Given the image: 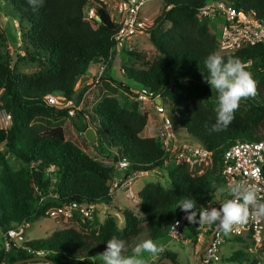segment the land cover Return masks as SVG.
<instances>
[{"label": "trees", "instance_id": "16d2710c", "mask_svg": "<svg viewBox=\"0 0 264 264\" xmlns=\"http://www.w3.org/2000/svg\"><path fill=\"white\" fill-rule=\"evenodd\" d=\"M6 1L29 23L23 35L24 55H18L19 63L29 61L38 70L20 72L19 64L12 67L10 56L0 59V110L12 117L9 130L0 128L1 226L8 231L22 223L30 225L34 220L48 218L49 210L73 202L106 205L115 211L107 213L104 221L96 215L92 223H83L75 216L79 229L59 230L48 238L28 240L7 253L1 249L0 264L34 257H45L53 264H84L103 253L113 235L127 240L128 246L147 239H166L174 220L184 213L178 208L183 197L194 199L197 208L215 201L217 193L213 185L225 186L217 174L224 152L237 142L264 138V43L243 47L233 54H221L219 37L210 30L207 21L197 18L208 0H164L161 13L145 31L158 55L145 62L140 54L128 51L141 64L124 66L122 72L142 90L153 95L162 93V102L171 108L169 116L176 132L183 129L184 139L209 150L214 162L207 173L198 176L190 172L187 163L173 161L174 169L167 170L170 188L159 182L149 183L138 194L141 216L126 208L113 207L115 197L108 193L117 172L114 164L119 159L130 162L124 178L138 171L155 173L168 166L162 140L158 136H142L148 126V113L128 108L113 96L100 100L96 112L119 145L118 154H113L97 149V141L91 144L110 163L106 164L67 140L64 125L73 117L68 110L47 105L45 98L63 96L78 106L89 87L77 92L76 84L92 65L108 59L115 46L113 36L118 25L101 0H45L38 12L32 11L27 0ZM224 1L236 10L264 20V0ZM88 9L96 12L94 23L86 20ZM212 52H219L225 58L238 57L263 74L258 81L262 103L237 111L226 131L209 134L206 125L215 123L216 107L200 99L199 90L202 85L210 86L204 82V75L209 74L204 61ZM113 61L101 80L133 94L128 84L109 75ZM246 70L250 69L246 67ZM76 116L86 119L88 114L78 111ZM10 157L19 166L13 165ZM186 233L195 245V228L189 227ZM225 241L250 244V238L244 237H226ZM158 256L159 261L170 258L177 264L176 256L170 252ZM259 260L247 248L222 255L221 262L258 264Z\"/></svg>", "mask_w": 264, "mask_h": 264}, {"label": "built area", "instance_id": "2783aa9c", "mask_svg": "<svg viewBox=\"0 0 264 264\" xmlns=\"http://www.w3.org/2000/svg\"><path fill=\"white\" fill-rule=\"evenodd\" d=\"M156 0H116L114 14L111 18L118 25L117 32L113 36L114 48L110 52L108 59H103L97 64V72L92 85H97L104 76L109 63L114 60V53L125 48L130 40L139 34L146 33L145 31L151 28L154 20L150 21L143 17L142 10L150 2ZM170 7H168L169 9ZM97 18L96 12L93 9H88L86 12V20L94 23ZM197 18L200 21H207L210 24L214 20H222L220 24L219 36V52L221 54H233L237 50L255 46L264 43V20L259 19L252 13H246L242 10H236L228 5L224 0H208L206 4L199 10ZM137 95L139 101L145 102L151 100L156 105V112L160 117L158 136L162 140L165 151V156L176 164L187 163L190 172L194 174L200 173L202 166L212 167V153L205 147L195 144L191 141L182 138L174 128L173 121L169 116L167 106L162 102V93L153 95L147 90L141 92L133 91ZM157 100L161 103L157 104ZM45 103L56 107L59 110H68L71 117H75L78 111H81L78 106L71 100L63 96L49 95L45 98ZM0 128L9 130L12 126V117L5 110H0ZM179 117V114H176ZM86 118H88L86 116ZM158 126V125H157ZM108 166V165H107ZM116 175L112 179L109 187V196L114 197L116 191L125 190L127 194L132 195L131 186L133 181L147 172L138 171L130 177L124 178L123 173L130 167V162L126 158L119 159L114 164ZM53 172V169L50 171ZM218 174L223 178L225 186L234 182L246 180L258 186L261 191L259 194L264 196V138L254 142H237L231 145L223 154L218 168ZM227 198L220 194L215 201H207L205 207H219L220 204ZM98 205L95 204H80L70 203L62 207H56L48 211V218L65 220L78 215L83 223H92L97 215ZM182 213L174 220L168 231V237L173 242H182L186 244L191 242L192 238L188 237L186 230L189 227H194L197 232V241L200 247H205L208 243L210 235L213 238L210 246L202 255L203 264H218L222 260V248L226 244V237H244L250 238V247L248 250L252 254H256L260 260L258 264H264V258L261 248L264 246V219H252L240 227L234 229L231 233L225 234L218 226L198 225L189 223ZM178 222V223H177ZM28 225L22 223L8 231H4L2 235V249L7 253L15 247L28 242L26 238V228ZM40 254V253H38ZM156 261L148 262L154 264ZM5 264V263H2ZM32 264H49L45 262H35Z\"/></svg>", "mask_w": 264, "mask_h": 264}, {"label": "rangeland", "instance_id": "374dc122", "mask_svg": "<svg viewBox=\"0 0 264 264\" xmlns=\"http://www.w3.org/2000/svg\"><path fill=\"white\" fill-rule=\"evenodd\" d=\"M104 1V3L107 4L108 10L110 14H114V7L116 5V0H101ZM163 1L164 0H156L155 2L148 3L142 10L143 17L147 18L150 21L155 20V18L161 13V10L163 8ZM87 10H85V16H86ZM220 24H223L222 20H214L211 21L209 24L210 30L217 35V37L220 36ZM29 29V23L25 19H21L20 14L15 10L12 4L7 2L6 0H0V59H5L7 56H10L11 58L17 57L15 67L17 64H19L18 70L20 72L24 73H34L36 72L37 66L33 63L28 62H20L18 55L21 56L24 55L23 49H24V43H23V35L27 32ZM128 51H133L135 53H138L143 58V61L148 62L152 61L157 55L158 52L155 49V47L152 45L149 34L142 33L137 35L136 37L132 38L130 42H128L124 49L119 50L115 57L114 61L112 62L110 69H109V75L113 76L114 78H117L119 81H124L126 84H128L132 92H141L142 87L133 81L129 80L125 73L122 72V67L124 66H131L133 63L140 65L139 61H136V56H129L127 54ZM136 61V62H135ZM246 67H248L250 72L253 74L254 79L258 82L260 78L262 77V73L256 71L253 69L252 64L247 63L245 64ZM102 80L99 82L101 83ZM104 82V81H103ZM101 87L103 89L108 90L107 94L108 96H113L118 98L122 103L125 102L129 104L130 108H138L141 112H147L150 116V134H147L148 136H156L158 134V127H159V121L160 117L158 116L156 112V105L151 100L149 101H139L137 99V95L134 94H128L125 93L119 89H117L115 86H112L109 82L108 83H102ZM97 90V89H95ZM99 93V92H98ZM96 92H92L88 94L84 100L85 102V108L88 111V115L91 116V119L93 120V123L100 129L102 136H103V142L101 143V149L103 151H109L114 148H118V143L114 140V138L109 134L107 130L106 123L104 119L96 112L95 102L94 100ZM199 98L202 99L205 103H207L210 106H217V94L211 90L210 86L202 85L199 90ZM262 101L257 96L255 99H249L246 103L242 102L241 107L238 111H245L250 104L258 105L261 104ZM168 113H170L171 108L167 107ZM0 117H2V112H0ZM152 118V119H151ZM72 122H75L77 125V130L75 129ZM158 125V126H157ZM65 133L67 140L72 142L73 144L77 145L79 148H85L87 150L89 155H92L94 157H98L97 159L100 160L101 155L98 151H96V148L93 147L85 138L84 133L77 134L76 131H83L86 128V121L83 117H79V120L77 117H75L72 120L66 121L65 125ZM184 130L180 129L178 131V134L182 135V138L184 139ZM146 135V136H147ZM80 137V139H79ZM93 147V148H92ZM114 147V148H113ZM97 149L100 150V148ZM11 162H13V165L19 166L18 162H15L12 157L9 158ZM165 168L158 169L155 171V173H148L144 174L142 176L137 177L131 186V192L134 196L128 195L125 190H118L116 191L114 197L115 201L118 202L113 203V207L117 208H126L131 211H133L136 215L141 216L142 211L139 207V202L137 195L142 191V189L149 183H155L159 182L161 183L165 188H170L171 184L167 177V170L174 169V162L172 159L169 160V163L167 164ZM210 167L208 168L205 166L201 167L200 173L195 175H203L209 171ZM218 174V173H217ZM220 194H216V198H218ZM115 211L114 208H109L106 205H101L97 208V215L99 216L101 221H104L107 213ZM78 217V215H75ZM75 216L71 219L65 220L63 218L60 219H53V218H44V219H37L34 220L28 227L26 228V238L28 240H37V239H44L50 237L54 232L59 230H65L69 228H77L79 229V225L77 220H75ZM79 219V217H78ZM120 225H123V221L120 220ZM4 229L0 224V250L3 247L2 243V235L4 233ZM159 244H162L164 247V251L172 253L174 256H176V262L177 264H199L198 261V253L203 249H200V246L198 244V241L194 245L193 240L188 241L186 244L182 242H173L170 240L169 237L166 239L158 240L156 241ZM140 243V241H137L129 246V253L131 254V249L136 245ZM207 244V243H206ZM249 244H239V243H227L222 248V254L224 256L229 255L232 250L237 249H247L249 248ZM200 250H198V249ZM262 255L264 258V246L261 248ZM145 256L148 259V262H161L159 261V257L151 256L150 254H145ZM84 264H102V262L97 259H90L84 262ZM218 264H249V263H226L224 261L219 262Z\"/></svg>", "mask_w": 264, "mask_h": 264}, {"label": "clouds", "instance_id": "9594fccd", "mask_svg": "<svg viewBox=\"0 0 264 264\" xmlns=\"http://www.w3.org/2000/svg\"><path fill=\"white\" fill-rule=\"evenodd\" d=\"M44 3L45 0H27L33 12H38ZM204 64L209 73L204 75V82L217 94L216 120L206 128L209 134L219 133L226 131L234 122L242 102L259 95L258 82L238 57L225 58L219 52H212L205 58ZM213 188L217 194L227 197L218 208H197L196 201L188 197L179 201L178 208L186 214L184 218L189 223L216 225L228 234L238 230L237 226L246 225L250 218L264 219V196L259 194L261 189L257 185L241 180L228 186L214 184ZM164 250L162 244L147 239L136 244L128 254V241L113 235L107 241L106 250L93 259L98 258L102 264H148L145 254L156 256Z\"/></svg>", "mask_w": 264, "mask_h": 264}, {"label": "crops", "instance_id": "0c3cea01", "mask_svg": "<svg viewBox=\"0 0 264 264\" xmlns=\"http://www.w3.org/2000/svg\"><path fill=\"white\" fill-rule=\"evenodd\" d=\"M97 68H98V66H97V64H94V65H92L91 67H90V69H89V72L86 74V75H83V76H81L80 78H79V80H78V82H77V84H76V87H75V89H76V91L77 92H79V91H81L82 89H84V88H86V87H89V90L86 92V94L84 95V98H83V100H82V102L78 105V108L81 110V111H84L86 114L88 113V111L86 110V108H85V102H84V100H85V98H86V96L88 95V94H90V93H92V92H96V94H95V97H94V100H96V102H95V108H96V106H97V104L100 102V100L103 98V97H105V96H108V94H107V92H108V90H106V89H103V87H101V85H102V83H108L109 81H102L101 83H99V84H97V85H92V83H93V81H94V79H95V75H96V72H97ZM122 71V70H121ZM110 83V82H109ZM111 84V83H110ZM112 85V84H111ZM112 86H114V85H112ZM95 89H97V90H95ZM99 92V93H98ZM123 104H124V102H123ZM124 105H126L128 108H130L129 107V104H127L126 102H125V104ZM75 117H77V119L79 120V117L78 116H75ZM75 117H73V119L75 118ZM82 117V116H81ZM88 118H86V119H84L85 121H86V129H87V126H90V127H93V129L95 130V133H96V141H97V146H98V148H100V151L101 152H111V153H113V154H118V151H119V147L118 148H114V149H111V150H109V151H103L102 149H101V143L103 142V136H102V133H101V131H100V129L93 123V120L91 119V116L90 115H88L87 116ZM152 119V118H151ZM69 121V120H68ZM72 124L74 125V123L72 122ZM74 127H75V129L77 130V128H76V126L74 125ZM149 128H151L150 127V116H149V122H148V126L146 127V129L143 131V133H142V136L143 137H152L151 135L150 136H148L147 134H150L151 132H150V130H149ZM86 129H85V131H86ZM97 130H99V133H97ZM77 132V134H79L78 136H80V131L78 132V131H76ZM84 135H85V132H84ZM147 135V136H146ZM79 139H80V137H79ZM93 148V147H92ZM82 150H84L86 153H88L87 152V150H85V148H82ZM92 156V155H91ZM100 157H102V156H100ZM98 158V157H97ZM100 161H103V162H106V164H110V163H107V161H105V159H104V156L102 157V158H100ZM110 161H112V160H110ZM137 198H138V195H137ZM116 202H118L117 200L116 201H114V203H116ZM101 205H98V207H100ZM202 248H204V247H200V249H202ZM198 249V248H197ZM200 249H198V250H200ZM157 257H159V256H157Z\"/></svg>", "mask_w": 264, "mask_h": 264}, {"label": "water", "instance_id": "95a60500", "mask_svg": "<svg viewBox=\"0 0 264 264\" xmlns=\"http://www.w3.org/2000/svg\"><path fill=\"white\" fill-rule=\"evenodd\" d=\"M97 21L100 23L99 19H97ZM16 60H17V57H15L13 60V64H12L13 68L15 67ZM156 103L160 104L161 101L157 100ZM85 138L90 144H92V145L95 144L96 133H95V130L93 129V127L87 126V129L85 131ZM212 238H213V234L210 235L209 241L206 244V246L198 253L199 264H203L202 263V255L206 251V249L210 246ZM35 262H45V263L53 264L50 260H48L45 257H34V258L27 259V260L17 261L13 264H32ZM159 264H176V263L170 258H165V259H162L161 262H159Z\"/></svg>", "mask_w": 264, "mask_h": 264}]
</instances>
